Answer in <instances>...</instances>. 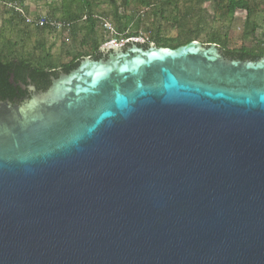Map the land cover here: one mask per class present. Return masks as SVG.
Returning a JSON list of instances; mask_svg holds the SVG:
<instances>
[{
  "label": "water",
  "instance_id": "obj_1",
  "mask_svg": "<svg viewBox=\"0 0 264 264\" xmlns=\"http://www.w3.org/2000/svg\"><path fill=\"white\" fill-rule=\"evenodd\" d=\"M144 44L0 101V264H264V58Z\"/></svg>",
  "mask_w": 264,
  "mask_h": 264
},
{
  "label": "trees",
  "instance_id": "obj_2",
  "mask_svg": "<svg viewBox=\"0 0 264 264\" xmlns=\"http://www.w3.org/2000/svg\"><path fill=\"white\" fill-rule=\"evenodd\" d=\"M59 1L58 5L49 6L50 12L44 18L48 23L59 21L70 24L68 42L70 40L74 46L76 44L77 49L91 48L93 60L102 58V54L98 51V39H101L98 30L107 17L112 19L116 34L122 40L136 39L145 33L146 42L144 45H139L144 49L153 44L158 48L175 50L190 42L205 39L207 46L214 44L221 56L228 60L255 62L264 58V20L262 27L252 20L261 7L254 0L253 5L249 0H108V9L102 12L100 9L95 10L97 0ZM205 5L212 11L211 15L207 14ZM238 13L244 14L243 33L256 42L254 48L229 49L228 47L229 32L227 30ZM15 15L16 21L11 19L7 24L15 28L17 35L29 37L33 33L29 29L32 25L27 24L25 20L30 17L25 13L21 17L18 14ZM144 17L145 23L142 20ZM39 18L41 16L32 19ZM209 19L218 22L219 26L223 25L225 31L222 32L218 26L206 32ZM129 22L134 24L131 30H128ZM23 28L24 31L20 32ZM33 29L37 35L59 34L49 24L44 28L33 27ZM169 31L175 32L174 38L165 37V33ZM8 46H17V43L14 42ZM38 48L41 46L39 45ZM42 51L41 48L40 53ZM66 55L69 57L70 53L66 52ZM85 57L84 54L75 51L67 64L57 67L54 63L46 61L50 59L48 54L32 60L26 57H10L0 51V101L13 102V99L24 98L27 90L21 89L20 85L33 86L37 91H45L50 85L51 78H57L61 73L67 74L75 70Z\"/></svg>",
  "mask_w": 264,
  "mask_h": 264
},
{
  "label": "rangeland",
  "instance_id": "obj_3",
  "mask_svg": "<svg viewBox=\"0 0 264 264\" xmlns=\"http://www.w3.org/2000/svg\"><path fill=\"white\" fill-rule=\"evenodd\" d=\"M108 0H97V7L95 10L100 9L102 11H107L108 9ZM250 4H254V2L261 5L259 11L255 13L252 20L262 27V21L264 20V1L263 0H249ZM60 3L59 0H0V51L3 52L5 55L10 57L18 58V57H26L29 59L34 60V58H41L44 57L46 54L49 55L50 59H47V62L54 63L57 67L67 64L70 61V58L75 54V51L79 52V54H84L86 57L83 59L92 58V50L91 48H80L77 49V45L71 42H64L61 35L57 33L48 34L42 33L37 35L36 32L34 33V29L31 26L29 29L33 32L29 37L25 36L22 37L21 35H17L15 28L9 26L7 23L11 19H15L16 15L18 14L20 17L25 13L26 16L30 18L35 17H44L47 16L50 12L49 6H55ZM204 8L207 10V14L211 15L212 11L208 9V6L205 5ZM14 9V10H12ZM99 10V11H100ZM26 11V12H25ZM100 16V15H99ZM105 18V17H102ZM105 22L107 25V30L101 26L98 30V35H101V39H98V50L113 42L114 44L111 46H122L127 43L129 40L141 41L146 42L147 35L142 33L139 38L136 39H129V40H122L118 34H116V29L114 24L111 22L112 19L107 17L105 18ZM143 22H146V18L144 17ZM127 22V20H126ZM125 22V23H126ZM243 22H244V14L238 13L236 15V19L228 27V47L229 49H237V48H254L256 46V42L250 36H245L243 33ZM219 23L211 21H207L206 25V32L212 30L213 28H218ZM129 29L134 28V24L129 22ZM222 32L225 31L223 25L219 26ZM24 31L21 30L20 32ZM21 36V37H19ZM175 32H167L165 33L166 38H174ZM257 40H259V36H257ZM9 41V42H8ZM108 41V42H107ZM14 42L17 43V46H8V44H13ZM197 44L202 46H207L205 44V39H199L194 41ZM43 49L42 53H40V49L38 48L39 45ZM38 45V46H37ZM151 45V44H150ZM153 45V44H152ZM7 46V47H4ZM154 47H156L154 45ZM76 48V49H75ZM66 52L70 53L68 57Z\"/></svg>",
  "mask_w": 264,
  "mask_h": 264
},
{
  "label": "built area",
  "instance_id": "obj_4",
  "mask_svg": "<svg viewBox=\"0 0 264 264\" xmlns=\"http://www.w3.org/2000/svg\"><path fill=\"white\" fill-rule=\"evenodd\" d=\"M25 22L36 28H44L45 26H47V24H49V26L53 30L58 32L64 38L65 43L68 42V36L70 30V24L68 23L59 22V21H50L48 23L44 17H41L36 20H33L32 18H26ZM106 25H107L106 23L102 24L103 28L107 30ZM110 44L113 45L114 43L110 42Z\"/></svg>",
  "mask_w": 264,
  "mask_h": 264
},
{
  "label": "flooded vegetation",
  "instance_id": "obj_5",
  "mask_svg": "<svg viewBox=\"0 0 264 264\" xmlns=\"http://www.w3.org/2000/svg\"><path fill=\"white\" fill-rule=\"evenodd\" d=\"M101 59V58H100ZM27 87H24V89L23 90H27L26 89ZM27 96H28V91H27V94H26V96L24 97V98H22V99H13L12 101L13 102H11V103H13V104H16V103H19V102H21L22 100H24V99H26L27 98ZM8 101V100H7ZM10 102V101H9Z\"/></svg>",
  "mask_w": 264,
  "mask_h": 264
}]
</instances>
